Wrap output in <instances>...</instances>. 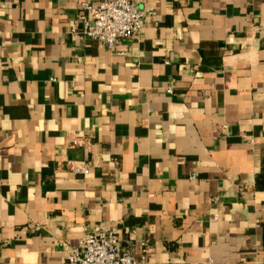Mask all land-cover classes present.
<instances>
[{"label": "crops", "instance_id": "obj_1", "mask_svg": "<svg viewBox=\"0 0 264 264\" xmlns=\"http://www.w3.org/2000/svg\"><path fill=\"white\" fill-rule=\"evenodd\" d=\"M101 1L0 0V264L97 225L148 264H264V0H142L113 49L71 33Z\"/></svg>", "mask_w": 264, "mask_h": 264}, {"label": "built area", "instance_id": "obj_2", "mask_svg": "<svg viewBox=\"0 0 264 264\" xmlns=\"http://www.w3.org/2000/svg\"><path fill=\"white\" fill-rule=\"evenodd\" d=\"M142 0H103L97 5L83 2L77 15V26L71 33H80L101 42L109 49L118 41L138 34L144 27L147 14L139 9ZM168 91H171L170 89ZM73 144H81L74 139ZM76 174H87V162L69 163ZM132 242L121 230L112 226H94L86 231L78 245L69 250L64 264H148L150 242L144 240L140 254L133 253Z\"/></svg>", "mask_w": 264, "mask_h": 264}]
</instances>
